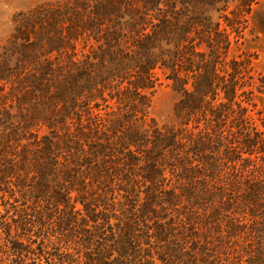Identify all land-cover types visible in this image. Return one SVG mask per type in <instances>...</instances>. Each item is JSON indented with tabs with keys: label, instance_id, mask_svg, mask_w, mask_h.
Instances as JSON below:
<instances>
[{
	"label": "trees",
	"instance_id": "trees-1",
	"mask_svg": "<svg viewBox=\"0 0 264 264\" xmlns=\"http://www.w3.org/2000/svg\"><path fill=\"white\" fill-rule=\"evenodd\" d=\"M238 1L246 8L256 0ZM209 6L206 0H65L19 16L12 39L0 44V90L12 84L16 91L29 79L36 86L49 82L57 76V59H66L70 72L60 77L74 83V113L66 112L63 123L66 136H72L67 118L74 120V138L59 137L67 147L74 146V177L66 170L63 179L74 180V188L58 181L66 167V159L60 162L62 143L47 139L37 161L43 168L36 173V184L27 187L35 193L31 216L36 218L33 225L45 226L61 210L54 228L62 237L52 251L41 238L35 252L21 242L23 223L14 221L20 238L12 243L17 264H27V259L31 264H253L239 246L254 238L257 264H264V240L255 237V228L251 235L235 228V194L243 188V205L253 214L261 210L256 228H264V184L255 181L242 187L231 179L223 184L221 166L210 155L226 113L224 101L217 105L218 99L224 94L231 102L240 86L237 62L223 59L231 34L237 32L234 20L225 17V27L216 23ZM158 71L181 94L176 108L180 128L150 119L147 93ZM108 102L113 105L104 106ZM191 125L197 133L189 130ZM244 145L254 147L250 141ZM3 153L8 159L9 154L15 156ZM27 154L28 147L20 156L26 161ZM10 165L0 167L2 181L12 174ZM210 182L218 183L219 190ZM210 193L215 199L205 204L203 194ZM182 201H200L217 211L210 227L215 245L209 238L203 243L191 239L189 251L174 218L157 223L166 205L176 207ZM4 205L0 225L5 224L11 239L13 228L6 223L8 213H2Z\"/></svg>",
	"mask_w": 264,
	"mask_h": 264
},
{
	"label": "rangeland",
	"instance_id": "rangeland-1",
	"mask_svg": "<svg viewBox=\"0 0 264 264\" xmlns=\"http://www.w3.org/2000/svg\"><path fill=\"white\" fill-rule=\"evenodd\" d=\"M64 1L0 0V44L7 45L12 39L16 33V21L20 15L27 14L41 6ZM206 1L211 4L207 9L211 11L210 16L216 23L221 21L225 27V17L234 20L237 32L231 34V46L223 59L227 63L237 62V66H235L238 69L236 80L237 85L240 86L236 97L231 102H227L224 94H221L218 99L217 105L224 101L226 113L225 119L219 123L221 133L215 143L211 145L214 153L210 155L216 158L221 166L220 172L224 176L223 184L230 183L228 179L237 181L242 187L255 181L264 184V0H256L246 8L241 7L238 0ZM234 14H238L236 18H234ZM57 60H60L55 62L57 71L55 75L57 76L48 77V79L52 78L49 82L44 80V82H40L39 86H36L34 81L29 79L26 81L25 87H22L24 89L16 88V91H12L13 85L9 84L7 88L0 90V167L1 169L11 167L10 162L14 166L12 174L6 181L1 180L2 174L0 173V205L3 204V201L5 204L1 210L3 214L8 213L6 223H11L13 228L10 239L4 232L5 224L0 225V264H17L19 257L12 251V243L20 239L17 237L18 234L23 239L21 242H24L25 246L35 252L38 251V247L44 240L45 246L51 247L49 250L52 251V245H56L62 237L57 228H54V222L62 214L59 209L54 212L53 220H46L45 226L33 225V222L36 221V218L31 216L35 209V193L34 189L27 188L36 184L38 178L36 173L43 168L42 164L37 165V161L41 156L44 142L47 139L52 140L54 137L56 141L62 143L63 157L60 162L65 163L66 159V167L58 173V181L67 188H74V180L72 181L70 178L68 181L71 182L63 180L64 177L66 178L64 172L66 170L70 172L71 177H74V146L67 147L65 143L63 144L65 140L61 139L73 140L74 138V120L67 118L72 136H66L67 132L63 123L68 115L66 112L74 113V92H72L74 83L67 84L60 77L70 72V66L66 59ZM59 82H63L62 86L57 85ZM58 88H62V92H68H58ZM189 89H191V85ZM147 94L151 98L150 119L159 126L180 128L181 120L176 116V108L181 100V94L165 73L158 71L154 88ZM107 105L112 106L113 104L111 102L104 104V106ZM189 130L194 133L198 132L192 125ZM202 130V133L205 132V127ZM246 141H250L254 147H246L244 145ZM1 147H4L3 152H11L15 155L12 157L9 154V159L12 161L1 151ZM27 147L28 160L25 161L20 155ZM229 151L232 153L229 154ZM230 155L235 158L234 161L229 159ZM210 184H216L217 190H219L218 183L210 182ZM52 188H54L53 184ZM191 188L192 191L196 189L195 187ZM245 194V188L237 190L235 194L238 207L235 228L240 227L241 230L243 228V235H251L255 228V237L259 235L264 240V228H256V225H259L256 223L262 221L261 210L259 209L256 214H253L249 209H246L241 201ZM215 195V193H210L209 196L203 194L205 204H212L209 199H215ZM75 196L76 194L72 192V202H74ZM39 203L41 206L46 204L42 201ZM78 208H82V206L79 205ZM213 217L216 219L218 215L216 210H212V206L206 207L200 201L191 204L182 201L176 207L166 205L162 218L157 223L174 218L180 233L184 235L186 246H188L187 250L190 251L191 239L203 243L205 238H209L214 245L217 243L214 230L210 232ZM14 221L23 223L22 227L26 231L20 230L17 234V223ZM260 225L264 224L260 223ZM256 230L260 231L259 234H256ZM228 232L229 230H226L224 236L226 241L230 240ZM255 240L256 238L251 241L243 240V246H239L248 253L253 264L259 262L255 255L257 251V241ZM62 250H64V246H62ZM72 251L71 249L69 252ZM232 254H235V251ZM31 256L33 257L32 254ZM26 263L31 264L32 260L27 259Z\"/></svg>",
	"mask_w": 264,
	"mask_h": 264
}]
</instances>
